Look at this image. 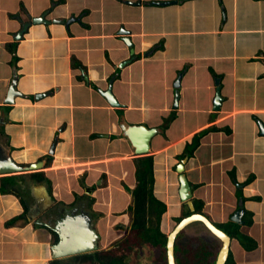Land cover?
Instances as JSON below:
<instances>
[{"label": "crops", "instance_id": "obj_1", "mask_svg": "<svg viewBox=\"0 0 264 264\" xmlns=\"http://www.w3.org/2000/svg\"><path fill=\"white\" fill-rule=\"evenodd\" d=\"M44 12L51 23L31 24L16 40L22 23ZM131 50L135 59L121 67ZM14 74L20 96L5 104ZM108 86L119 107L100 95ZM121 116L161 129L147 154L154 195L166 205L161 226L182 212L177 156L200 133L184 157L191 199L214 225L240 203L251 219L240 230L256 247L230 239L234 264H264V136L256 124L264 127V0H0V147L22 167L44 160L54 214L86 210L104 250L130 224L123 213L137 185L133 159L142 157L121 137ZM29 175L7 176L26 178L28 208V190L39 186ZM23 213L16 197L0 195V264H49L59 213L48 220L25 212L6 226Z\"/></svg>", "mask_w": 264, "mask_h": 264}, {"label": "water", "instance_id": "obj_2", "mask_svg": "<svg viewBox=\"0 0 264 264\" xmlns=\"http://www.w3.org/2000/svg\"><path fill=\"white\" fill-rule=\"evenodd\" d=\"M46 13H42L38 17L31 18V21L22 23L21 28L15 34L16 40H20L22 34L27 30L29 25L35 23H44L48 25L51 20L45 18ZM60 23L63 21L58 20ZM73 18L67 20L65 25L67 26ZM57 22L56 19L52 20V23ZM127 33V32H125ZM125 43L132 48V44L129 38L125 39ZM131 58L123 62L121 67L129 64L135 59L133 51H130ZM180 77L175 82V87H179ZM112 83V79L109 82ZM17 75L14 74L5 100V104H13L14 98L20 96L16 90ZM111 107H119L111 92V87L108 86L107 90L99 91ZM40 94L36 98L42 97ZM174 109L177 108L178 92L175 91ZM222 97L220 95V89H216V95L213 103V109L218 111ZM258 132L261 136H264V127L260 122H257ZM119 128L121 130V137L124 138L129 146L132 148L136 155L146 156L151 148V139L161 132L158 128H147L143 125H132L125 121L123 116L120 117ZM56 141V140H55ZM55 142L50 148L49 154H53V148ZM186 158H183L176 166L175 170L178 174V200L182 203L190 215L181 218L171 230L166 234L164 244V257L165 264H175L173 242L176 234L182 230L186 225L194 222H199L206 230L219 241L217 253L214 258L213 264H223L229 250L230 237L221 229L217 228L202 214L194 213V207L191 202V190L184 174V165ZM44 160L30 164L27 167L17 165L11 158L8 148L0 147V177H7L10 175H24L34 174L40 172L44 168ZM30 198L33 200V205L27 209V217L35 219L36 216H41L43 213H47L53 205L51 196L47 193L44 185H31L28 190ZM243 213L241 204H238V208L230 217V221L234 223H240V216ZM42 214V215H43ZM64 217L56 221L52 227V230L57 235V241L51 245L50 258L51 260H58L63 258L74 257L83 254H92L98 249V235L93 228V221L89 214L82 209L75 208L72 211H62ZM49 220V219H48Z\"/></svg>", "mask_w": 264, "mask_h": 264}, {"label": "trees", "instance_id": "obj_3", "mask_svg": "<svg viewBox=\"0 0 264 264\" xmlns=\"http://www.w3.org/2000/svg\"><path fill=\"white\" fill-rule=\"evenodd\" d=\"M13 61H16V58H14ZM71 67L79 68L82 66L75 58H71ZM165 129L166 128L164 127V130ZM200 136V133L194 135L191 138V141L185 144L182 154L177 156L178 160H181L184 157H191L193 155V152L199 145ZM153 159L154 157L152 155H146L133 159V163L136 165L137 185L133 190H128L129 193H131L132 202L125 210L126 212L130 213L132 219L130 234L126 235L120 241L115 242L113 245L118 246L115 249L82 255L81 257L78 256V261L81 260L83 263L92 262L94 264H114L116 260L104 263L105 261L103 258L105 259L107 257L109 258L116 255V253L119 252V244H122V242L127 243L133 238L135 241V245L133 246L135 250L140 247L146 249V244H148L151 246V248H156L158 250V256L155 264H165L164 244L167 233L163 231L161 225L163 224V214L166 212V205L161 200L157 199L153 192ZM25 181V177L23 176L5 177L0 179V195L16 197L22 209L24 210L23 215L6 224L7 227L14 225L16 222L24 221L23 218L25 212L27 211V206L23 200L24 190L21 189V185H23ZM29 181L37 185L46 184L47 188L49 190L51 189V182L45 176V173H42V171L29 175ZM191 202L194 207V213L201 214L202 203L195 199H191ZM181 209L182 212L178 217L170 219V228L178 223L181 218L190 215L183 204H181ZM241 221V224H236L228 220L225 224L215 226L224 231L230 237V239L234 238L244 250L250 251L256 247V242L245 231L242 229L240 230L241 226H249L251 224L250 215L244 211ZM191 226L192 225L189 224L184 228ZM204 235L205 234L197 235V243L195 244L196 248L191 252L192 260L187 262L186 255H182V258L180 257L179 259L175 254L177 251L181 252L180 246L178 245V240L185 237L184 231L180 230L176 234L173 242L175 264H213L219 246L217 243L218 240L214 237L215 239H213V241H208L204 239ZM181 248H184L182 244ZM115 257L113 259H115ZM50 264L58 263L57 261H51ZM223 264H234L230 250H228L227 257Z\"/></svg>", "mask_w": 264, "mask_h": 264}, {"label": "rangeland", "instance_id": "obj_4", "mask_svg": "<svg viewBox=\"0 0 264 264\" xmlns=\"http://www.w3.org/2000/svg\"><path fill=\"white\" fill-rule=\"evenodd\" d=\"M25 180H26V178H25ZM197 223H198V225H197ZM199 224H200L199 222H196V223L194 222L193 224H190V225H192L191 227H187V228H183L182 229L184 231L185 237L178 240V245L180 246V251L181 252L177 251L175 253L178 256L179 259H180V257L182 258V255H186L187 262H189V261L192 260L191 252L196 248L195 244L197 243V235L199 233H201V234L202 233H205L204 239H206L208 241H213V239H215L210 233H208L205 230V228L202 225H199ZM161 227H162V229H163V231L165 233H168V231H170V229H171L170 228L171 227V224L169 223V225H166L165 228H163V226H161ZM119 231H121V230H119ZM124 232H122V233H124ZM201 234H199V235H201ZM125 235H126V233H124V235H122L119 238V241L121 239H123V237ZM217 243L219 244L218 241H217ZM181 244H182V246L184 248H181ZM133 245H135V241H134L133 238H132V240H129L127 243H123L122 242V244H119V248H118L119 252L116 253L117 256L115 257V259H119L120 257H126V258H128L129 256H131V257L132 256L137 257L138 251H136L132 247ZM112 247H113V249H115L118 246L112 245ZM148 247L151 248V246L146 245V248L147 249H144L143 250L144 251L143 252L144 255H143L142 252H140V254H141L140 257H142V259H139L138 262H137V264H147L149 262V260L150 261L151 260H155L154 262H156L157 256H158V250L156 248L148 249ZM99 250H104V249H101V247H100ZM107 250H104V251H107ZM146 252H148V253L146 254ZM105 261H107V260H105ZM116 262H117L116 264H122V262H120V261H116ZM84 264H89V263H84Z\"/></svg>", "mask_w": 264, "mask_h": 264}, {"label": "flooded vegetation", "instance_id": "obj_5", "mask_svg": "<svg viewBox=\"0 0 264 264\" xmlns=\"http://www.w3.org/2000/svg\"><path fill=\"white\" fill-rule=\"evenodd\" d=\"M49 180V179H48ZM44 186L47 188V185L46 184H44ZM47 191L48 192H51V189L49 190L48 188H47ZM92 201H90V203H91ZM26 204V203H25ZM27 206V205H26ZM70 207V209L68 208V211H72L73 209H75V208H77V207H75L74 205H71V206H69ZM27 209H28V207H27ZM60 208H59V206H58V208H57V210H59ZM81 209V208H80ZM57 210H55L54 208H53V206L49 209V211H47V213H44L42 216H43V218L44 217H46L47 219H54L55 218V215L57 214V213H59L58 215H57V218H56V220H55V222L56 221H59V220H61L63 217H64V214H61V212L62 211H59V212H57L56 214H54V211H57ZM84 212H86V213H88L86 210H84V209H82ZM27 212V211H26ZM89 214V213H88ZM123 214H129V217H130V224L128 225V226H126V227H123V226H119L120 228H119V230H125V233H126V235H129V233H130V231H131V222H132V219H131V215H130V213L129 212H126V211H124V213ZM90 216V215H89ZM91 218V217H90ZM94 218V217H93ZM93 218H91L92 219V221H93ZM118 230V229H117ZM169 232V231H168ZM125 235V236H126ZM124 236V237H125ZM123 237V238H124ZM117 241H119V239L117 240ZM117 241H115V242H117ZM114 242V243H115ZM113 245V244H112ZM112 245H111V247L108 249V250H111V249H113V247H112ZM146 245H148V244H146ZM134 246V245H133ZM132 246V247H133ZM149 246V245H148ZM134 248V247H133ZM147 249V248H146ZM148 249H152V248H150V247H148ZM107 250V249H106ZM107 250V251H108ZM144 249L142 248V247H140V248H138V249H136V251H138V255H137V257H134V256H129L128 258H126V257H120L119 259H113L116 255H114V256H111V257H107V258H103V260L105 261V260H107V261H105L104 263H107V262H111L112 260H116V261H120V262H122V264H137V262H138V260L139 259H142V257H140L141 256V254H140V252H144L143 251ZM101 251H104V250H99V240H98V249L95 251V252H93V253H96V252H101ZM148 252H146V254H147ZM145 254V255H146ZM83 255H87V254H83ZM143 255H144V253H143ZM79 257H81L82 255H78ZM78 256H74V257H69V258H63V259H58V260H51V261H57V263L58 264H84V263H89V264H94V263H92V262H81V260L80 261H78ZM78 258V259H77ZM50 261V262H51ZM115 261V263L114 264H116L117 262ZM50 262H49V264H50ZM153 262V263H152ZM147 264H155V262H154V260H149V262L147 263ZM157 264V263H156Z\"/></svg>", "mask_w": 264, "mask_h": 264}]
</instances>
